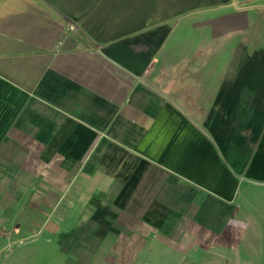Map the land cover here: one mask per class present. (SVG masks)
<instances>
[{
  "label": "crops",
  "instance_id": "1",
  "mask_svg": "<svg viewBox=\"0 0 264 264\" xmlns=\"http://www.w3.org/2000/svg\"><path fill=\"white\" fill-rule=\"evenodd\" d=\"M25 212L119 263L263 258L264 0H0V255Z\"/></svg>",
  "mask_w": 264,
  "mask_h": 264
},
{
  "label": "rangeland",
  "instance_id": "2",
  "mask_svg": "<svg viewBox=\"0 0 264 264\" xmlns=\"http://www.w3.org/2000/svg\"><path fill=\"white\" fill-rule=\"evenodd\" d=\"M50 212H25V225H20L18 244L11 245L9 255H0V264H127L126 258H114L118 251L104 247L91 250L83 247L81 240H73L65 234H51L46 230L50 227ZM54 220L60 221L54 217ZM41 224V226H39ZM0 228V235L7 232ZM41 228V232H38ZM136 256L131 264H264V256L237 258L225 254H210L209 250H196L186 257L177 252L153 249H135ZM116 253V254H115ZM130 260V258L128 259Z\"/></svg>",
  "mask_w": 264,
  "mask_h": 264
}]
</instances>
